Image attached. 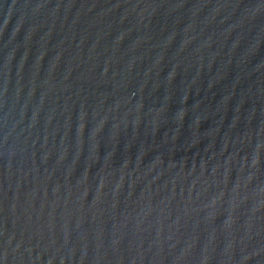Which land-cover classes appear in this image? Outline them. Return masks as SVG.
<instances>
[{
	"label": "water",
	"instance_id": "obj_1",
	"mask_svg": "<svg viewBox=\"0 0 264 264\" xmlns=\"http://www.w3.org/2000/svg\"><path fill=\"white\" fill-rule=\"evenodd\" d=\"M0 264H264V0H0Z\"/></svg>",
	"mask_w": 264,
	"mask_h": 264
}]
</instances>
